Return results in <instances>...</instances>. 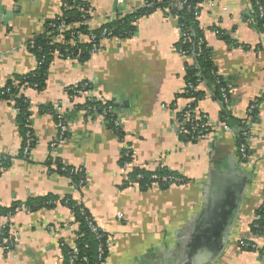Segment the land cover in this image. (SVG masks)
I'll return each mask as SVG.
<instances>
[{
  "label": "crops",
  "instance_id": "crops-1",
  "mask_svg": "<svg viewBox=\"0 0 264 264\" xmlns=\"http://www.w3.org/2000/svg\"><path fill=\"white\" fill-rule=\"evenodd\" d=\"M64 1L0 0V87L36 70L30 42L49 35L47 26L62 14ZM77 1L89 6L94 28L144 4ZM197 9L196 28L216 74L227 84L228 105L213 98L209 83L198 87L200 98L191 103L198 117L208 118L207 136L186 139L173 126V117L187 105L184 87L195 62L179 54L181 28L162 9L139 17L133 36L102 40L87 62L52 54L45 88L21 90L33 137L28 158L19 156L25 139L19 111L0 102V162H7L0 170V214L15 209L11 218L0 216V227L6 221L14 234L8 253L2 240L0 264H64L60 242L73 247L78 227L59 202L65 198L82 205L107 236L103 264H264L260 253L239 247L245 241L264 248V239L251 233L264 209V33L255 25L253 0H200ZM52 42L60 47L64 38L55 35ZM71 86H81L86 95H71ZM90 95L112 106L119 134L100 113L84 112ZM250 105H255L254 121L247 119ZM224 110L248 126L244 162L236 137L223 130ZM57 111L68 128L62 142H57ZM125 149L133 154L126 170ZM57 162L82 170L85 184L59 175ZM162 168L179 176L181 184L143 190L131 175ZM224 180L227 195L211 206ZM224 198L230 205L223 210ZM45 199L58 203L24 206Z\"/></svg>",
  "mask_w": 264,
  "mask_h": 264
},
{
  "label": "trees",
  "instance_id": "trees-1",
  "mask_svg": "<svg viewBox=\"0 0 264 264\" xmlns=\"http://www.w3.org/2000/svg\"><path fill=\"white\" fill-rule=\"evenodd\" d=\"M183 1V0H178ZM186 3L184 6L179 7L173 5L170 0H164L162 2H159L158 0H147V6L141 7L140 9L129 13L128 15L121 16L117 18L116 20L109 22L105 25H103L100 29L94 30L93 34L96 36H99L101 31L105 29L107 32H110V35L106 37L107 39H125L133 36L135 32L134 24L137 21V19L149 12H152L156 9H162V10H168V12L173 16L176 17L177 22L181 28V41L179 43L178 48L182 49L183 51H186V56L193 57L195 62V68L188 71V78L187 81H194L195 77L198 75L201 80L205 83V85L208 86V83L210 86V92L214 99L221 100V89H225L227 91V84L223 81L221 77H219L216 74L215 67L213 63L211 62L206 49L205 45L203 43V38L199 30L196 28V16L194 8L197 7L200 0H185ZM253 0V18L256 27L261 31V25L264 23V19H258L255 17V4ZM65 3H67L69 9L67 11L62 13V19L64 20L65 24L75 25L74 31L78 34L82 35H88L90 32L88 31V26L85 22H87L90 19V8L88 5H86L83 2L77 1V0H65ZM259 4L263 6L264 8V2L263 0H258ZM187 7H190L188 10ZM56 21L54 20L52 23H49L48 27V34L44 35L42 37H38L33 39L30 42V48L33 51L34 54H36L38 58V65L34 72H32L29 75L22 76V77H16L14 81H10L5 86L0 87V102L5 101L8 103H11L15 106V108L19 111V117L21 119L20 124L22 129L24 130V137L28 130V117L29 113L27 111V104L25 102V98L23 97L21 90L24 88H32L36 91H42L45 88V82H46V75H47V69L49 66V62L52 58V54L57 52L61 57H68L70 59H73L77 61L78 63H84L87 62L91 58V45L86 43H78L76 40H73L76 43L75 47H71V43L73 42L70 40V31L63 33L64 38V44L60 45H51L52 37L57 35L56 29L52 28V25L55 24ZM102 40L97 37L96 43L97 45L100 44ZM198 43H201L200 47L198 48ZM200 50V51H199ZM81 86H78L77 88H80ZM69 92V91H68ZM71 95H73L71 92H69ZM190 95L193 97H199V95L194 92H190ZM186 97H189V95H186ZM200 98V97H199ZM97 106L98 108L102 109L107 105H103L100 102L99 103H88L84 106V109H87L91 106ZM226 105V104H224ZM256 110V109H255ZM253 111L251 114V121H254L256 119V111ZM99 113V111L97 112ZM89 115H91V112H88ZM94 114V113H93ZM56 117V115H55ZM221 119L224 123H226L228 126L234 129V133L236 136L237 146L240 142H243L241 134L244 129H248V126L246 124H239V122L233 120L230 117V114L226 112L225 110L221 113ZM57 120V119H56ZM66 120V119H65ZM115 128V127H114ZM116 133H120L119 129L116 130ZM186 139L196 140V138L189 132L188 134L184 135ZM25 146V139L23 142L22 147ZM33 147V137H32V143L30 146V150ZM124 153V152H123ZM23 158H28V155H23V149L21 150L20 155ZM124 158L122 160V166H123ZM51 162H48V165ZM7 166L6 161L0 162V170H4ZM56 172L59 175H62L64 177H67L74 183L75 185L78 184L82 180L83 184H85V175L84 172L80 169H76L73 167L66 166L61 163H56ZM1 173V172H0ZM152 174H155L159 177H175L179 178L176 174L170 172L169 170L162 168L155 172H147L144 170H134L132 172V178L133 180L140 185L141 189L147 190L151 187L150 182V176ZM141 176L140 179H137V176ZM182 181V180H181ZM181 184V182L176 183ZM81 185V186H82ZM171 186L169 183H163L158 182V187L161 189H165L167 187ZM59 201V200H58ZM62 205L67 207L71 214L73 215L74 222L77 224V231L75 233V242H74V250L73 252L70 247L65 245L63 241L60 242V248L62 250V254L64 257V264H102L103 261L106 259L108 251L107 248L104 249L103 258L100 261L99 260V252L98 249L100 246H106L107 244V236L105 233H103L101 230H99L98 234L96 235L91 232V229L88 225V222H94L92 217L89 215V213L82 207V205H79L75 202L70 201V199L65 198L59 201ZM57 200L53 199H45L41 202H38L36 204H29L24 205L27 210L31 209H37V208H54L57 204ZM15 210V209H14ZM14 210L11 211L10 209L7 211H2L0 216H7L14 214ZM82 210V213L81 211ZM263 215H264V209L257 215V218L259 220L254 221L252 224L251 233L256 236H262L264 233V221H263ZM254 225L258 226V229L254 228ZM3 236H0V245L2 244V239L4 237H7L8 229H5V231H2ZM99 236V238H98ZM247 251H250L249 249ZM264 255V249H262V256Z\"/></svg>",
  "mask_w": 264,
  "mask_h": 264
},
{
  "label": "built area",
  "instance_id": "built-area-1",
  "mask_svg": "<svg viewBox=\"0 0 264 264\" xmlns=\"http://www.w3.org/2000/svg\"><path fill=\"white\" fill-rule=\"evenodd\" d=\"M154 1V0H152ZM171 3L175 6H179L182 7L185 5L186 1H178V0H170ZM255 4V17L258 19H264V8L263 6H261L258 2V0L254 1ZM147 6V0H144V4L142 7ZM62 13L67 11V9H69L67 3H63L62 5ZM188 10L190 9V7H187ZM168 11V10H167ZM195 11V16L198 15V9L197 7L194 8ZM90 15V19L85 22L88 26V31L90 32L88 35H82L80 33H76L74 31V27L75 25H70V24H65L64 20L62 19V14L57 15V17L55 18L56 23L52 25L53 29H56L57 31V35L62 36L63 33L65 32H69L70 31V40H76L79 44L81 43L80 41L85 38L86 39V44L91 45V56H93L94 54H96L100 48V44L97 45L96 43V39L97 37H99L101 40H105L107 39L106 37H108L110 35V32H107L105 29H103L100 33L99 36H96L95 34L91 33L94 30H98L99 28H94L91 26V13L89 12ZM176 18V17H175ZM77 26V25H76ZM262 31L264 33V23L261 25ZM201 43H198V48L200 47ZM76 43L73 41L71 43V47H75ZM200 51V50H199ZM178 52L180 55L182 56H186V51H183L182 49H178ZM204 85V82L201 80V78L197 75L195 77V80L192 81H186L185 83V87H184V94L185 95H189L188 97V102L187 105L181 109L180 112L176 113L175 116L173 117V126L175 127L176 131L179 134H188L189 132L196 138V139H200L204 136H207L208 134H210V130H211V125L208 121V118L206 116H200L198 117L197 114L193 111V107L191 105V103H193L194 100V96L192 97L190 95V92H194L196 93L198 91V87H202ZM78 86H71L67 88V91L71 92L74 96H78V97H84V95H86V92L83 90V88H77ZM221 99L223 101L224 104L228 105V99H227V91L225 89H221ZM88 103H99L97 102L95 96L90 95V97L86 98ZM255 110V105H250V107L247 110V119H251V114L253 113V111ZM105 117L106 119H108V121L115 127L116 130H118L120 128V121L118 119L115 118L114 116V112H113V108L111 105H107L104 108L100 109L98 108L96 105L95 106H91L87 109L84 110L85 113L88 112H98ZM56 119H57V123H56V128H57V142H62L65 140V137L68 133V128H67V124H66V120L65 117L63 116V114L61 113V111H57L56 112ZM223 130L226 132H229L231 134H233L235 136V133H232V129L228 126V125H224L223 126ZM236 137V136H235ZM242 140L243 142H240L238 144V153L240 156V159L242 162L247 160V143L248 140L250 138L249 135V130L248 129H244L242 134H241ZM32 143V133L31 131L28 129L26 134H25V146L23 148V155H28L30 152V146ZM57 143H52L51 145V149H55ZM123 158H124V162H123V168L126 170L128 168L131 167L132 165V158H133V154L129 149H125L124 153H123ZM141 176H137V179H140ZM150 182H151V187L153 186H158V182H163V183H169L171 185H174L176 183L181 182L180 178H175V177H159L155 174H152L150 176ZM83 184V181L81 180L79 182V186H81ZM82 213V210H80ZM83 214V213H82ZM8 218H11L12 215H8ZM259 220V218H256L255 221ZM263 221H264V215H263ZM88 225L91 229V232L99 235V228L97 227V225L93 222H88ZM254 228L258 229L257 225H254ZM5 229H8V234L7 237H4L3 240V246L2 249L4 250V252H10L11 249L13 248V235L11 233V227L9 226V224L4 221L0 227V236H3L2 231H5ZM264 239V233L261 236ZM99 238V236H98ZM108 248V244H106V246H100L98 249L99 252V260L101 261L103 258V253H104V249L103 248ZM240 249L243 250H250V251H254V252H258L262 255V249L264 248H260L257 244H254L252 242H240L239 245ZM70 249L73 250V252L76 253V251L74 250V246L70 247ZM264 257V255L262 256ZM106 260V259H105ZM105 260L103 261V263L105 262ZM102 263V264H103Z\"/></svg>",
  "mask_w": 264,
  "mask_h": 264
},
{
  "label": "water",
  "instance_id": "water-1",
  "mask_svg": "<svg viewBox=\"0 0 264 264\" xmlns=\"http://www.w3.org/2000/svg\"><path fill=\"white\" fill-rule=\"evenodd\" d=\"M115 2H116V0H115ZM239 184H240V183H239ZM227 185H228V183H227L226 180H224V181L221 182L220 187H218V188L215 190V195H213V196H214V199H213L212 202H211V203H212L211 206H213L215 202L218 203V202H217L218 198H223L225 194L227 195V193H226V191H225V187H228ZM213 192H214V191H213ZM215 196H216V197H215ZM224 200H225V198H224ZM227 200H228V199H227ZM227 200H225V202H222V203L220 204L221 209L224 210L227 206L230 205L229 202H226ZM263 208H264V206H263ZM219 224H221V223H219ZM206 230H207V232H211L210 227H208V225H207V227H206ZM206 230H205V231H206ZM203 233H204V232H203Z\"/></svg>",
  "mask_w": 264,
  "mask_h": 264
}]
</instances>
